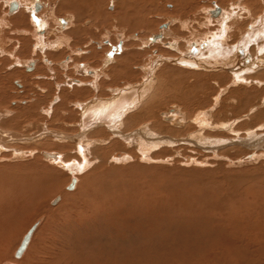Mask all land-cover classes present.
<instances>
[{
  "label": "rangeland",
  "instance_id": "374dc122",
  "mask_svg": "<svg viewBox=\"0 0 264 264\" xmlns=\"http://www.w3.org/2000/svg\"><path fill=\"white\" fill-rule=\"evenodd\" d=\"M6 1L0 0V46L7 52L0 55V127L4 125L9 133L15 131L14 136L26 137L22 141L8 140L9 147L0 150V197L5 205V212L0 216V254L6 258L2 263L264 264V155L257 161H249L246 155L264 154V147L244 148L234 137L245 136V128L252 133L255 129L253 135L264 137V115L260 116L264 113V78H260L264 61L247 71L249 83H243L242 87L240 83H230L218 68L190 70L183 61L185 55L197 50L198 45H192V40L208 32L220 34L226 30L230 44L241 41L258 18L264 16V0H183L179 9L168 0H155L154 6L137 0L134 21L118 15L120 9L116 4L119 0H98L96 5L89 0L79 9L67 5L58 7L61 0H42L44 8L39 16L48 20L46 27L39 23L40 20L37 25L31 23L38 18L35 12L32 19L23 11L25 14L21 16L8 14ZM216 6L227 10L230 17L224 21L212 17L210 10ZM71 14L76 16L72 24L68 19ZM2 19L6 22H1ZM57 26L59 32L55 31ZM38 28L45 32L38 33ZM24 31L27 32L21 33ZM36 33L39 37L46 34L48 41L57 45L39 50ZM153 37L158 38L154 40ZM252 45L255 48L257 44ZM253 46L247 52L250 60L259 57L252 52ZM28 62H33L34 69L32 73L26 71L25 75L24 66ZM104 71L109 76L102 79L99 76ZM149 75L150 80L144 87L152 81V89L142 100L146 103L155 98L158 108L153 110L155 115L152 111L156 123L151 119L146 123L157 126L155 134L160 130L159 125L163 127L161 134H156V142L161 141L163 145L150 153V157L156 159L149 157L144 161L134 143H124L119 132L110 134L120 145L104 137L105 144L89 147L92 165H86L87 169L81 167L76 174L79 177L75 175L79 178L76 188L67 190L71 175L46 163L40 151L47 148L40 149L36 145L54 143L57 145L53 151L61 152L65 160L78 158L72 140L67 139L79 133L77 121L82 111L77 105L92 102V98L94 102L108 98L114 91L129 85L142 84ZM68 78L82 80L84 84L93 81L94 87H85L86 84L83 88L69 87L65 85ZM238 87L240 93L246 90L250 93L254 87L256 96L253 97L257 99L240 101L238 91L233 93ZM171 109L185 115L183 128H175L159 117L161 112ZM200 112L210 115L211 121H227L230 127L229 131H224L208 126L203 133L212 137L219 134V138L230 135L231 138L215 148L214 143L199 144L196 137L201 128L196 117ZM193 125L198 130H190ZM98 128L100 126L88 131L86 137L97 140L100 137L97 134L107 136L105 131L96 133ZM44 131H50V135ZM128 132L124 134L133 135V131ZM53 136H65L66 140H56ZM12 147L24 152L35 148L37 152L15 157L9 150ZM96 147L104 161H100V156L94 157ZM115 151L129 153L132 159L121 163L110 161ZM186 156L204 161L201 166L194 162L188 164ZM59 196V202L52 205ZM98 205H103L104 209L99 211ZM195 215L204 220L196 222ZM35 222L38 226L29 245L21 258H16V249ZM187 222L190 223L185 226ZM201 224L205 228L200 230ZM190 225L192 228L188 227ZM202 230L204 233L200 232Z\"/></svg>",
  "mask_w": 264,
  "mask_h": 264
},
{
  "label": "bare ground",
  "instance_id": "6f19581e",
  "mask_svg": "<svg viewBox=\"0 0 264 264\" xmlns=\"http://www.w3.org/2000/svg\"><path fill=\"white\" fill-rule=\"evenodd\" d=\"M86 1H89V0H61V2H60V5L58 4L57 6L59 7V6H61V5H67V6H69V7H74V8H76V9H79L80 7H82V5L84 4V2H86ZM91 1V3L90 4H92V5H96L97 3H98V0H90ZM135 1H137V0H119L118 2H117V0H116V2H117V7H118V10L120 9V11H119V14L118 15H122L123 17H125V18H129L130 19V21H134L135 19H136V13L138 12L135 8H134V2ZM147 1V3H148V5H152V6H154L155 4H156V2H155V0H144V3ZM168 1H172L173 3H175L178 7L176 8V9H179L181 6H182V3H183V0H168ZM7 2V4L9 5V11H8V14H11V13H15V14H18V15H23V14H25V13H27V14H29L30 16H29V18L30 19H32V18H34L35 16H34V12H37L36 14H37V16H38V18H34V19H32V21H31V23L33 24L34 22V25H37V23H38V21L40 20L41 22H39V23H42L43 24V26L44 27H46L49 23H48V20L45 18V17H42L41 15L39 16V14H40V12L39 11H41L43 8H44V2L42 1V0H16V1H14V0H7L6 1ZM36 3H38V4H41L42 6H43V8H41V6L40 5H37L36 7H35V5H36ZM146 3V4H147ZM158 3V2H157ZM172 3V4H173ZM140 5V4H139ZM137 6V5H136ZM83 9V8H82ZM92 9H93V7H92ZM148 9V8H147ZM139 10V9H138ZM25 12V13H23V12ZM71 11H73V10H71ZM147 11V10H146ZM210 14L212 15V17L214 16V17H216V18H218V17H220V21L222 20V21H224L225 20V18H227V17H230V13L228 14V11L227 10H225L224 8H220V7H218V6H216L213 10H210ZM213 13H214V15H213ZM14 14V15H15ZM73 14H75V13H73ZM73 14H71V16H70V18H68V19H70V24H72L73 22H75L76 21V16L75 15H73ZM52 17L54 18L55 17V14L52 12ZM40 17V18H39ZM4 19V18H3ZM1 20V22H3V23H5L6 22V20ZM38 19V20H37ZM207 21L208 22H210L209 21V19H207ZM257 22V21H256ZM215 24V23H214ZM71 26V25H70ZM166 26V27H165ZM164 26V28L165 29H167L168 28V25H165ZM227 26V25H226ZM225 26V27H226ZM72 27H70V29H71ZM248 28V27H247ZM224 29V28H223ZM227 29H229L228 27H227ZM249 30H251V32L249 33V34H247L246 36H244L242 39H241V41H239V42H237V44H230L229 43V37L226 35V33L225 32H227L226 30H224V31H222V33H218V34H215V33H210V32H208L207 34H205V35H203L202 37H200V38H195V39H193L192 40V42H191V44L193 45V44H197L198 46H197V50H194V51H191V52H194V54H192L191 52H189V54H187V55H185L184 56V58H183V61L186 63V66H188V69L190 68V70L193 68V69H204V70H207V71H209V70H211V69H220V74L222 75V76H225V77H227L228 79H229V82L230 83H232V84H235V83H240L239 84V86L240 85H243V83H246V85H247V83H249V79H248V77H247V71L248 70H250L251 71V69L252 70H254V65L255 66H260V61H264V56H261V53L262 54H264V16L263 17H260V18H258V22L255 24L254 23V25L251 27V29H249ZM55 31H57V32H59L60 31V29L58 28V26L55 28ZM71 31V30H70ZM74 31H75V28H74ZM25 32H27V31H24V32H21V33H25ZM73 33V32H72ZM174 34V33H173ZM262 34V35H261ZM37 35V36H36ZM61 35H62V37H65V34H62L61 33ZM261 35V36H260ZM40 36V35H39ZM38 36V34L36 33L35 34V39L37 40V47H39V50H43V49H45L44 47H46V48H51L52 46H56L57 45V43L55 44V42H54V44L53 43H51V42H49L48 41V39H47V35L46 34H43V35H41V37H39ZM198 37V36H197ZM154 38V40H156L158 37H153ZM58 39H60L59 37H57V40L56 41H58ZM240 39V38H239ZM153 40V41H154ZM261 40H263V41H261ZM258 41V42H257ZM256 42V47L254 48V46L252 45V44H254ZM58 43L60 44V41H58ZM40 45H43V46H41L40 47ZM50 45H52V46H50ZM174 46V45H173ZM177 46V45H176ZM250 46H253V49H252V52L253 53H255L256 55L255 56H259V57H257V59L255 60V59H252V60H250L249 59V57H247L248 56V54H247V52H248V49L250 48ZM174 48V47H173ZM176 49V48H175ZM251 49V48H250ZM249 49V50H250ZM7 54V52H5V50H3L2 49V46H0V55H6ZM247 54V55H246ZM128 56V55H127ZM125 57V56H124ZM121 58V57H120ZM119 60H121V59H119ZM118 60V61H119ZM122 61V60H121ZM251 61V62H250ZM123 62V61H122ZM121 62V63H122ZM260 62V63H259ZM29 63V62H28ZM151 65H153V64H151ZM23 68V67H22ZM24 68H25V71L24 72H29V73H32V69H34V64H33V62L32 63H29L27 66H24ZM147 69V68H146ZM258 69V68H257ZM259 70V69H258ZM31 71V72H30ZM263 71V70H262ZM25 73V75L26 74H28V73ZM33 73H35V72H33ZM219 73V72H218ZM228 73H230V76L228 75ZM259 73V72H258ZM262 73V74H261ZM260 74H261V77L260 78H264V72H261ZM36 74V73H35ZM244 74H246V75H244ZM253 74V73H252ZM255 74H257V73H255ZM32 75V74H31ZM102 75V76H101ZM105 76H109L108 75V73L107 72H102L101 74H100V78L102 77V79L105 77ZM150 76L151 75H149V77H146V79L144 80V83H142V84H139V85H129L128 87L126 86V87H124V88H122V89H118L119 91H117V92H113V93H111L110 94V97H104L105 99H101V100H97V101H93V98H92V102H89V103H83V102H81V104L79 103L78 105H77V108H79V110H81L82 112H80V113H82V114H80L79 113V118H78V121H77V126L79 127V133H78V135H75V136H72V137H68L67 136V139H71L72 141H71V143H73V148H76V154H77V156H78V158H76L75 156H74V158H72V159H69V161H67V160H65V158L63 157V154L61 153V152H58V151H53L54 150V146L55 145H57V144H55L54 145V143L53 144H47V143H45V144H43L42 146L41 145H36L38 148H47L46 150H41L40 151V156H42L41 158L44 160V161H46V163H49V164H53L54 165V167H55V165L57 166V167H59V168H61V169H63V170H65V171H67L70 175H71V180L72 179H74V184H73V187L72 188H68L67 187V190H72V189H75L76 187H75V185H76V183L78 182V179L79 178H77V177H79V176H77L76 174L78 173V171L80 170V169H82L81 167H85L86 168V165H92V163H91V161H90V159H89V157H88V154H89V149L91 148V146L92 145H96V144H98V145H101V144H105L106 142L104 141V137L106 138V139H108L109 140V142H113V143H116V144H118V145H120V141H116L117 139H115V141H114V138L113 137H110V134L112 135H117L118 134V132L120 133L119 135H121L120 137H123L124 138V143H127V145L128 144H132V143H134L135 145H136V147H137V149H138V152H139V154H140V158L141 159H143L144 161L146 160V159H148L149 157H150V153H151V151L153 150V149H155L156 147H158L159 145L161 146V145H163L162 143H161V141H159V142H156V140L158 139V137H157V135L156 134H161V132H162V128H161V126L159 125V128H160V130L158 129V133L156 132V134L154 133V131H156V129H157V126L155 125L154 126V124H153V126H152V124L150 123V124H147L146 122L147 121H149L150 119L153 121V114H152V111L153 110H155L156 108H158L157 107V99H152L151 101H149V102H146L145 103V100H144V103H143V97L147 94L146 92L147 91H149L150 89H152V81L150 82V84L146 87H144V85L145 84H148V79L150 78ZM252 76H254V74L252 75ZM46 78V77H45ZM105 79V78H104ZM256 79H258V78H256ZM94 81H96L95 79H93ZM100 80V79H99ZM150 80V79H149ZM239 80H240V82H239ZM250 80H252V79H250ZM255 80V79H254ZM263 80V79H262ZM98 82V81H97ZM92 83H93V81H92ZM92 83H87V82H85V84H84V81H82V80H79V79H72V78H68L67 79V83H65V85H67V86H69V87H84V85H85V87L86 86H88V87H94V84L92 85ZM172 83V82H171ZM255 83L257 84L258 83V81H255ZM238 84H236V86L238 85ZM259 84V83H258ZM253 85H254V83H253ZM252 85V86H253ZM22 86V85H21ZM234 86V85H233ZM250 86V85H249ZM257 86V85H256ZM240 87H242V86H240ZM246 88L248 89V86H246ZM251 88V87H250ZM249 88V89H250ZM72 89V88H71ZM166 89V88H165ZM231 89V88H230ZM255 89H257V88H255ZM259 89V88H258ZM21 90H23V89H21ZM105 90V89H104ZM163 90H164V88H163ZM226 90V89H225ZM253 91V93H251L252 91ZM42 91H43V89H42ZM108 91V90H107ZM151 91V90H150ZM149 91V92H150ZM232 91V90H231ZM235 91H238V92H236V94H239L240 95V101L241 100H243L244 98H251V97H253L254 95H255V93H254V87H253V89H250V93H247V90L245 91V92H243V93H240L239 92V87H238V90H234L233 91V93L235 92ZM41 92V91H40ZM91 92V91H90ZM94 92H96V91H94ZM256 93H258L257 92V90L255 91ZM260 92V91H259ZM98 93V95H99V92H97ZM102 93V92H101ZM264 93V92H263ZM88 95H90L89 93H87ZM96 94V93H95ZM154 94V97H155V94H156V92L155 93H153ZM105 95V94H104ZM109 95V94H108ZM172 95V94H171ZM234 95H235V93H234ZM233 95V96H234ZM238 96V95H237ZM256 96V95H255ZM254 96V97H255ZM99 97H101L100 95H99ZM99 97H98V99H99ZM239 97V96H238ZM252 98V99H257V98ZM264 97V96H263ZM97 98V97H96ZM237 98V97H236ZM160 99H162V98H160ZM230 99V98H229ZM252 99H250V101L252 100ZM171 100V99H170ZM199 100V99H198ZM245 100V99H244ZM69 101V100H68ZM86 101H88V100H86ZM238 101H239V99H238ZM249 101V102H250ZM253 101V100H252ZM257 102V101H256ZM255 102V103H256ZM78 103V102H77ZM243 103V102H242ZM253 104V103H252ZM70 105V104H69ZM141 106V107H138V106ZM240 105H241V103H240ZM259 105V104H258ZM251 106H253V105H251ZM156 107V108H155ZM223 107V106H222ZM155 108V109H154ZM249 109H252V108H249ZM159 110V109H158ZM156 111V110H155ZM201 111V110H200ZM262 110H260V112H261ZM154 112V111H153ZM203 112V111H202ZM47 113H50L49 112V109H48V112ZM259 113V112H258ZM1 114V113H0ZM7 113L5 112V115H6ZM20 114V113H19ZM157 114V113H156ZM208 114V113H207ZM154 115H155V112H154ZM159 115V114H158ZM257 115V114H256ZM261 115H264V113L263 112H261V114H260V116ZM1 116V115H0ZM7 116V115H6ZM30 116V115H29ZM148 116V117H147ZM162 117L161 118V120L163 119L164 121H166V122H168L171 126H173V127H175V128H183L184 126H185V124H186V117H185V115L181 112V111H178V110H176V109H171L170 111H168V112H161L160 113V115H159V117ZM27 117V116H26ZM255 118H256V116H254ZM259 117V116H258ZM146 118H149L148 120H145ZM155 118V117H154ZM160 119V118H159ZM239 119V118H238ZM238 119H236V120H238ZM253 119V118H252ZM257 119V118H256ZM151 121V122H152ZM156 121V120H155ZM155 121H153V123L155 122ZM196 121H197V123L199 124V127L201 128V130H200V132L201 133H199V136L198 137H196V141L199 143V144H201V145H211L212 143H214L215 145H214V147L213 148H215L218 144H220V143H222L223 144V142H225V140H227V138H231V137H229L228 135V137L227 138H219L220 136H219V134H218V136H216V137H212V136H209V135H207L206 133H203V130H205L204 129V127H208V126H210L212 129H224V131L226 130V131H229L230 130V127L228 126V123H226L225 121L224 122H214V121H211V119H210V115H207V116H205V114H202L201 112L199 113V115L196 117ZM256 121V120H255ZM254 121V122H255ZM1 122V121H0ZM232 122V121H231ZM230 122V123H231ZM143 123V124H142ZM156 123V122H155ZM260 123V122H259ZM21 124V123H20ZM146 126H145V125ZM232 124H235V123H233L232 122ZM243 124H245V123H243ZM257 124V123H256ZM140 125H143L142 126V128L140 127V128H136V127H138V126H140ZM148 125V126H147ZM257 125H259V124H257ZM3 126V127H2ZM1 127H0V150H5V148H7V147H9V145H7L6 144V142L8 141V140H21L22 141V139H25V137L26 136H22V135H19L18 134V136L17 135H15L14 136V134H16V132L14 131V134L13 133H9L8 131H5V127H4V125H2ZM100 126V128H98L99 130H96L95 132L96 133H100V132H102V134H103V132L105 131L106 133H108L107 134V136L105 135V134H103V137L100 135V134H97V135H99L100 137L97 139V140H95L94 138H96V137H91V139L89 138V136L88 137H86V134L88 133V131H90L91 129H93L94 130V128H96V127H99ZM229 128H228V127ZM233 126V125H232ZM245 126H246V124H245ZM256 126V125H255ZM102 127V128H101ZM249 127V126H248ZM262 127H264V126H262ZM261 127V128H262ZM9 128V127H8ZM17 128V127H16ZM46 127H44V129H45ZM193 128H195L196 130H198V128L197 127H195L194 125L192 126V127H190V130L192 129L193 130ZM231 128H233V127H231ZM250 128V127H249ZM259 128V127H258ZM10 129V128H9ZM26 129V128H25ZM132 129H134V130H132ZM137 129V130H136ZM243 129V128H242ZM251 129H252V127H251ZM257 129V128H256ZM12 130H14V129H12ZM123 130V131H122ZM125 130V131H124ZM244 130V129H243ZM243 130H239L240 132H242ZM249 129H247L246 130V128H245V130H244V132H245V136H243V135H236V136H234L235 138H237V141H238V143H239V146L241 145V147L243 146L244 148H249V147H254V148H256V149H259L258 148V146L260 147V146H262V147H264V137H263V135H253L254 134V131H255V129H254V131H253V133L252 132H250V131H248ZM21 131V130H20ZM122 131V132H121ZM126 131L128 132V133H130V132H132L133 131V135L131 136V134H129V135H126V134H124V133H126ZM160 131V132H159ZM260 131V130H259ZM8 132V133H7ZM11 132V131H10ZM23 132V131H22ZM25 132V131H24ZM234 132H236L235 130H234ZM233 132V133H234ZM44 133H49V135H50V131L48 132V131H44ZM91 134V133H90ZM89 134V135H90ZM210 134V133H209ZM220 134H222V133H220ZM237 134V133H236ZM252 134V135H251ZM261 134V133H260ZM88 135V134H87ZM112 135V136H113ZM30 136V135H29ZM95 136V135H94ZM56 140H59L60 138L61 139H65L66 140V138H65V136H57V137H55V136H53ZM233 137V138H234ZM2 138V139H1ZM27 138H28V136H27ZM35 138V137H34ZM123 138H121V140L123 139ZM232 138V140L234 141L235 139H233ZM30 139V138H29ZM28 139V140H29ZM120 139V138H119ZM253 139H255V140H253ZM107 140V141H108ZM98 142V143H97ZM122 142V141H121ZM132 142V143H131ZM52 143V142H51ZM165 143V142H164ZM229 143V142H228ZM115 144V145H116ZM59 145V144H58ZM41 146V147H40ZM61 146H62V144H61ZM69 146H71V144L69 145ZM117 146V145H116ZM134 146V145H133ZM159 146V147H160ZM90 147V148H89ZM101 147V146H100ZM3 148V149H2ZM94 148V147H93ZM102 148V147H101ZM100 148V149H101ZM114 148V147H113ZM98 149L99 148H97L96 147V149H94L95 150V152H94V157H98V156H100L99 154H98ZM130 149V148H129ZM128 148H127V150H129ZM10 150V152L13 154V155H15V157H23V156H25L27 153L28 154H34L35 152H37L36 151V149L34 148V150L33 149H31L29 152H24V150L23 149H21V148H16V147H12L11 149H9ZM26 150V149H25ZM61 150V149H60ZM93 150V149H92ZM114 150V149H113ZM133 151V149L131 148L130 149V151ZM162 152V151H161ZM132 153V152H131ZM134 154V153H133ZM156 154H158V153H156ZM159 154H160V152H159ZM162 154V153H161ZM164 155V154H163ZM247 156H248V158H249V161H257L258 159H260L261 158V156H263L264 154H259V153H252V154H246ZM103 156V155H102ZM102 156H100V161H104L103 160V157ZM111 157H109V160L110 161H113V162H116V163H121V162H124V161H127V160H130V159H132V156H131V154H129V153H125V152H123V151H121V152H117V151H115V152H113L111 155H110ZM136 156V155H135ZM160 156V155H159ZM3 157V156H2ZM106 157V156H105ZM137 157V156H136ZM166 157V156H165ZM187 157V156H186ZM194 157V156H193ZM247 158V159H248ZM136 159V158H135ZM134 159V160H135ZM150 159L151 160H154V159H156V158H153V157H150ZM150 159H149V161H150ZM161 159H163V158H161ZM165 159V158H164ZM108 160V159H107ZM138 160V159H137ZM142 160V161H143ZM159 160V159H158ZM199 160V161H198ZM207 160V159H206ZM162 161V160H161ZM204 161V159L203 160H201L200 161V159H196V158H192V157H187L186 158V162L188 163V164H191V163H195V165L198 163V165H200L201 166V163ZM93 162V161H92ZM99 161H97L96 163H98ZM152 162V161H151ZM159 162V161H158ZM164 162H166V161H164ZM185 162V163H186ZM193 163V164H194ZM263 163V162H262ZM187 164V165H188ZM53 165H52V167H53ZM85 165V166H84ZM97 165H101V164H97ZM197 165V166H198ZM263 165V164H262ZM88 167V166H87ZM87 169V168H86ZM62 171V170H61ZM82 171V170H81ZM100 173V172H99ZM102 174V173H101ZM75 175L77 176V177H75ZM99 175V174H98ZM16 177V176H15ZM102 177V176H101ZM6 179V178H5ZM20 179V178H19ZM22 180V179H21ZM71 182V181H70ZM6 184V183H5ZM46 184V183H45ZM69 185V184H68ZM75 187V188H74ZM89 187V186H88ZM59 191H60V189H59ZM73 191V190H72ZM1 195V194H0ZM144 196H146L147 197V195H144ZM155 197V199H156V196H154ZM15 199V198H14ZM56 199V200H55ZM53 201H52V205H55V204H57L58 202H59V200H60V196L59 197H56ZM166 199V198H165ZM139 200V199H138ZM152 200V199H151ZM158 201H159V199H157ZM133 201H135V200H133ZM145 201H146V199H145ZM150 201V200H149ZM160 201H162V200H160ZM137 202V201H136ZM163 202L165 203L166 201H164L163 200ZM161 204H162V202H160ZM135 205H136V203H134ZM134 204H133V206H134ZM140 204H141V202H140ZM142 204H143V202H142ZM158 204H159V202H158ZM99 206V205H98ZM137 206V205H136ZM141 206V205H140ZM144 206V205H143ZM155 206V205H154ZM163 206H164V204H163ZM104 206L102 205V206H99V211H102L104 208H103ZM157 207V206H156ZM159 207V206H158ZM203 207V206H202ZM147 208V207H146ZM160 208V207H159ZM190 208V207H189ZM206 208V207H205ZM214 208H216V205L214 206ZM213 208V209H214ZM141 209V208H140ZM139 209V210H140ZM154 209V208H153ZM161 209V208H160ZM163 209V208H162ZM202 209V208H201ZM158 210V209H157ZM172 210V209H171ZM207 210V209H206ZM143 211V210H142ZM164 211V210H163ZM172 211H174V210H172ZM219 211H220V209H219ZM4 212H5V205H4V201L2 200V197H0V216L2 217L3 216V214H4ZM148 212V211H147ZM190 212V211H189ZM215 212V211H214ZM102 213V212H101ZM212 213V212H211ZM218 213V212H217ZM141 214V213H140ZM146 214V213H145ZM178 214V213H177ZM220 214V213H219ZM158 215V214H157ZM166 215V214H165ZM164 215V216H165ZM172 215V214H171ZM176 215V214H175ZM137 216H139V215H137ZM149 216V215H148ZM160 216V215H159ZM158 216V217H159ZM163 216V217H164ZM215 216V215H214ZM217 216V215H216ZM129 217V216H128ZM130 217H132L131 215H130ZM152 217V216H151ZM154 217H157V216H154ZM168 217V216H167ZM173 217V216H172ZM178 217H180V216H178ZM177 216H176V218H178ZM182 217V216H181ZM192 217H193V215H192ZM222 217V216H221ZM221 217H219V218H221ZM127 218V217H126ZM134 218V217H133ZM162 218V217H161ZM1 219V218H0ZM132 219V218H131ZM195 219L196 220H198V221H196V220H194V221H196V222H199V220H201V222L204 220H202L201 219V217L200 216H196L195 215ZM129 221H130V219H128ZM156 220V219H155ZM169 220V219H168ZM174 220V219H173ZM192 222H194L192 219H190ZM126 221V220H125ZM131 221H133V220H131ZM130 221V222H131ZM135 221V220H134ZM152 221V220H151ZM178 221V220H177ZM179 221H181V222H183L182 220H180L179 219ZM185 221V220H184ZM147 222V221H146ZM153 222V221H152ZM155 222V221H154ZM158 222V221H157ZM157 222H155V224L157 223ZM169 222V221H168ZM127 223V222H126ZM139 223V222H138ZM167 223V222H166ZM170 223V222H169ZM174 223V222H173ZM188 223H190V222H187L186 224H185V226L188 224ZM135 224V223H134ZM146 224H148V223H146ZM160 224V223H159ZM164 224V223H163ZM168 224V223H167ZM174 224H177V223H174ZM174 224H172V226L174 225ZM179 224V223H178ZM183 224V223H182ZM192 224V223H191ZM196 224H198V223H196ZM203 224V223H202ZM201 224V225H202ZM206 224V223H205ZM207 224H209V223H207ZM132 224H130V226H131ZM135 225H137V223L135 224ZM162 225V224H161ZM160 225V226H161ZM180 225V224H179ZM184 225V224H183ZM183 225H181V226H183ZM201 225H199V226H201ZM37 226H38V224L36 223V227H35V229L33 230V232H32V234H31V237H30V239H29V241H28V243H27V245L25 246V248H24V250L22 251V253L20 254V256H16V258H21V256H22V254L24 253V251L26 250V248H27V246L29 245V243H30V241H31V238H32V236H33V233H34V231L36 230V228H37ZM138 226V225H137ZM156 226V225H155ZM160 226L158 225V229H160ZM164 226V225H163ZM166 226V225H165ZM164 226V227H165ZM176 226H178V225H176ZM180 226V227H181ZM207 226V225H206ZM222 226H223V224H222ZM234 226V225H233ZM170 227V226H169ZM179 227V226H178ZM188 227H191L192 228V226L190 225V226H188ZM195 227V226H194ZM203 225H202V228H200V230L201 229H203ZM208 227V226H207ZM209 227H210V225H209ZM251 227V226H250ZM132 228V227H131ZM157 228V227H156ZM163 228V227H162ZM195 228H197V227H195ZM205 228V227H204ZM249 228V227H248ZM151 229H153V228H151ZM168 229V228H167ZM170 229H171V227H170ZM176 229V228H175ZM185 229H186V227H185ZM208 229V228H207ZM210 229V228H209ZM249 229H251V228H249ZM136 230V229H135ZM172 230V229H171ZM177 230H180V228L179 229H177ZM193 230H194V228H193ZM196 230V229H195ZM175 231V230H174ZM183 231V230H182ZM181 231V232H182ZM186 232H187V230H185ZM184 231V232H185ZM191 231V229H189V232ZM208 231H211V230H208ZM208 231H207V233H208ZM140 232V231H139ZM185 232V236L187 235V233ZM195 232V231H194ZM197 232V231H196ZM199 232V231H198ZM200 232H202V233H204L203 232V230L202 231H200ZM131 233V232H130ZM153 233H155V232H153ZM158 233V232H157ZM180 233V232H179ZM129 234V233H128ZM133 234H134V232H133ZM142 234V233H141ZM140 234V235H141ZM173 234V233H172ZM197 234V233H196ZM131 235V234H130ZM160 235V234H159ZM166 235V234H165ZM164 235V236H165ZM183 235V234H182ZM191 235V234H190ZM193 235V234H192ZM204 235V234H203ZM132 236V235H131ZM146 236V235H145ZM145 236L143 237V238H145ZM150 236V235H149ZM160 236H162V235H160ZM147 237H148V235H147ZM151 237V236H150ZM156 237H158V236H156ZM166 237V236H165ZM170 237V236H169ZM173 237V236H172ZM180 237V236H179ZM182 237H184V236H182ZM198 237V236H197ZM202 237V236H201ZM155 238V237H154ZM167 238H168V234H167ZM174 238V237H173ZM146 239V238H145ZM147 239H149V237L147 238ZM179 239V238H178ZM186 239H187V237H186ZM198 239V238H197ZM139 240V239H138ZM174 240V239H173ZM160 241H161V239H160ZM169 241H171L170 239H169ZM175 241V240H174ZM178 241V240H177ZM135 242V241H134ZM138 241H136V244H138L137 243ZM164 242V241H163ZM166 242V241H165ZM175 243V242H174ZM3 244V243H2ZM159 245H160V243H159ZM149 246V245H148ZM165 247H166V245H164ZM142 247H143V245H142ZM140 248V247H139ZM160 249H161V247H160ZM139 251H140V249H139ZM145 252V251H144ZM150 252V251H149ZM108 253V252H107ZM156 253V252H155ZM138 254V253H137ZM145 254H146V252H145ZM152 254H153V252H152ZM157 254V253H156ZM147 256V255H146ZM115 257V256H114ZM133 257V256H132ZM134 258V257H133ZM154 258V257H153ZM4 259H6V258H4L3 257V255L2 254H0V264H7V263H2V261L4 260ZM147 259H149L148 257H147ZM125 260V259H124ZM145 260V259H144ZM132 261V260H131ZM151 261V260H150ZM141 262V261H140ZM145 262V261H144ZM149 262V261H148ZM152 262V261H151ZM137 263V262H136ZM110 264H111V262H110ZM133 264V263H132Z\"/></svg>",
  "mask_w": 264,
  "mask_h": 264
},
{
  "label": "water",
  "instance_id": "95a60500",
  "mask_svg": "<svg viewBox=\"0 0 264 264\" xmlns=\"http://www.w3.org/2000/svg\"><path fill=\"white\" fill-rule=\"evenodd\" d=\"M73 184H74V179L71 180V182L68 185V188H72ZM35 227H36V222L27 230V232L23 236L18 248L15 251V256H20V254L24 250L25 246L27 245V243H28V241H29V239L31 237V234H32L33 230L35 229Z\"/></svg>",
  "mask_w": 264,
  "mask_h": 264
},
{
  "label": "crops",
  "instance_id": "0c3cea01",
  "mask_svg": "<svg viewBox=\"0 0 264 264\" xmlns=\"http://www.w3.org/2000/svg\"><path fill=\"white\" fill-rule=\"evenodd\" d=\"M35 13H37V12H35ZM45 31L44 30H39V28H38V33H44Z\"/></svg>",
  "mask_w": 264,
  "mask_h": 264
},
{
  "label": "flooded vegetation",
  "instance_id": "af4514ba",
  "mask_svg": "<svg viewBox=\"0 0 264 264\" xmlns=\"http://www.w3.org/2000/svg\"><path fill=\"white\" fill-rule=\"evenodd\" d=\"M38 1H39V0H38ZM37 5H40V6H41V8H43V6H42L41 4H38V3H36L35 7H36Z\"/></svg>",
  "mask_w": 264,
  "mask_h": 264
}]
</instances>
